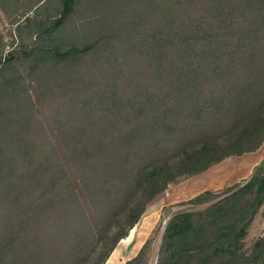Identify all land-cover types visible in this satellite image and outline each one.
<instances>
[{
	"label": "rangeland",
	"instance_id": "1",
	"mask_svg": "<svg viewBox=\"0 0 264 264\" xmlns=\"http://www.w3.org/2000/svg\"><path fill=\"white\" fill-rule=\"evenodd\" d=\"M259 7L258 0H78L73 12L55 26L62 18L63 0H0V159L17 160L14 140L26 143L15 150L19 154H35L37 160V154L45 153L44 169L36 172L30 188L23 191L24 200H28L26 212L19 211L14 200L18 197L16 183L26 175L25 167L29 170L28 162H8L6 169L11 174L6 180L0 174V264H39L36 255L41 250L47 255L54 250L56 259L51 263L50 257L42 258L40 264H100L116 236L122 234L116 224L110 228L111 215L106 223L99 218L106 211L101 199L105 197L104 184L98 187V198L78 180L84 172L78 150L86 132L115 142L132 136L139 146L128 165L132 176L142 163L147 166L157 158H168L173 165L177 162L182 134L174 129L183 120L190 118L196 128L192 130L206 134L211 132V116L224 114L227 121L224 119L218 130L230 131L225 123H241L236 129L242 130L244 116L264 104V94H260L264 92V15ZM255 22L260 24L255 38L259 53L250 63L241 51L246 47L240 40ZM222 54L235 61L233 70L216 69L217 63L210 65ZM235 68L244 71L243 79ZM189 74L197 76L193 92L185 91L180 78ZM236 80L244 84L237 88ZM253 82L257 97L249 100ZM247 99L253 106L239 108ZM196 101L200 114L186 111ZM5 123L12 130L20 129L19 135L5 131ZM254 163L258 164L255 168L249 167ZM165 164L160 162V166ZM202 174L180 177L150 201L134 230L103 264H171L174 250L167 245L166 231L175 217L186 213L195 214L198 221L202 214L210 227L194 245L190 243L184 260H176L178 264H206L204 259L211 256L216 242L205 254L196 248L211 243L217 227L229 222L227 217L217 216L216 221V216L213 219L208 214L255 175L264 176V149L228 157ZM65 177L77 188L81 222L87 226L74 224L69 217V224L64 225L67 218L47 206V215L38 213L45 224L39 228L54 231L59 239L56 242L38 227L32 233L28 230L35 222L29 201L40 193L34 190L33 181L55 178L59 182ZM93 177L102 183L105 175ZM164 180L158 181V188ZM114 191L117 196H112L111 202L123 195L120 185ZM208 191L215 198L203 204L190 203ZM140 195L143 200L148 192ZM254 197L247 194L240 203L244 206ZM98 199L103 202L98 204ZM141 203L139 200L133 206L135 211ZM56 216L64 220L57 230L50 221ZM249 218L247 214L240 224V228L248 227L237 257L221 256L208 264H245L254 254L256 243L264 239V201L252 221ZM30 233L26 251L14 237ZM180 246L182 242L176 245Z\"/></svg>",
	"mask_w": 264,
	"mask_h": 264
},
{
	"label": "trees",
	"instance_id": "2",
	"mask_svg": "<svg viewBox=\"0 0 264 264\" xmlns=\"http://www.w3.org/2000/svg\"><path fill=\"white\" fill-rule=\"evenodd\" d=\"M77 1L78 0H63V10L61 12L62 18L55 23V26L60 25L62 20L73 12V8ZM258 3L260 6V13L264 15V0H258ZM259 29L260 24L255 22L251 27H249L246 37L240 40L245 44L246 47L241 48L243 49L241 51H243L242 53L246 56L247 59H250V63L252 61L255 62V59L258 58L259 52L257 45L255 44V38H257V33L260 32ZM244 44L242 46H244ZM227 57L228 55L222 54L217 61L210 63V65L217 63L218 67L216 69L219 68L220 70H233L231 69L233 68L232 65H235V67L237 65L236 63H234L235 61H231ZM9 60L10 58L6 59V62ZM236 69L238 68H235V71L237 73L239 70ZM241 71L242 72H238V74L240 73L239 77L243 79V77H245V74L243 70ZM180 78L184 80L183 88L186 89L185 91H192L195 89V85L192 84L197 79V76L189 74L182 75L180 76ZM242 84H244L242 80H236V87H241ZM251 88V93L247 94V98H249V100L253 99L254 96L257 97L255 82H253ZM218 93L219 90H217L216 96L218 95ZM260 94L263 95L264 92H261ZM259 97L261 96L259 95ZM224 99L225 98L222 95L221 100ZM216 100L219 101L220 99ZM249 100L247 99V101H243L242 105L240 102V105H238V107H252L253 104ZM219 102L220 104H222L221 101ZM198 106L199 103L198 101H196L192 109L188 108L186 109V111H191L193 114L195 111H198V113L200 114V109L197 108ZM263 108L264 104L260 109L253 108L256 109L254 110L255 112H253V109H251V112H248V114L244 116V123L246 124L245 127L240 131H238L236 127L242 125L241 123H236L235 125L225 123V125L231 128L230 131L217 129L218 126L222 125V122L225 119L224 114H213L211 116V120L209 123L211 132L206 134H203L204 132L201 131L196 132L192 130L196 128L195 126H193L194 123L193 125L190 124V118H188L189 120L187 121L183 120L182 122H180V124H178L177 128L174 129L176 133L178 131L179 134H182V138H180L179 140V143L181 142V144L178 145L179 150L177 152L175 160V162H177L173 165L174 162H169L168 158H163L162 160L157 158L147 166H145L146 162L142 163L143 165H141L139 168L137 167L132 176L129 175L131 174V172L129 171L128 165L134 159L136 151L139 149L138 144L135 143V139L132 136L125 135L121 140L115 142L113 139L105 141L104 139L99 138L97 134H94L92 131H88V133L86 132L85 135L82 136L81 145L79 144L80 146H82V148L78 150L80 153V161L82 162L84 160V164L80 165V167H82L83 171H86V173L83 172V176H79L78 180L80 181V183H82L83 188L90 189L93 195L98 198H100V188L98 187L100 184H104L103 188L106 192L105 197L101 196V199L103 200L104 198V202H102L105 204H103L100 199L95 201L98 202V204L102 203V205H106V211L100 214L99 218L100 220H102V222H104L105 219L109 217V215H111V220H108L111 221L110 228H113V224H116L117 227L122 228L120 230L122 234L116 236L113 246L108 250L103 262H101L100 264L106 262L110 257L112 250L116 248L121 240L125 239L128 236L129 231L138 223L148 203L152 201L156 196L162 194L167 189L170 183L176 182L180 177H192L202 174L212 166L222 162L228 157L242 156L246 153H253L258 151L264 143V111L262 112ZM221 110L222 107H219L218 113H220ZM0 118H2L3 120V117ZM5 119H8V117H6ZM195 120H197V117H195ZM225 121L227 120L225 119ZM5 122L7 121L5 120ZM5 124V131H9L11 134L19 135L20 129L12 130L10 126L7 127V123ZM190 127H192L191 132H188V130H190ZM262 129L263 131H261ZM1 131L3 132L2 129ZM224 142H226V145H224ZM17 143L18 142H15L14 140L13 146L15 148H13V153H15V155H18H14L17 160H14L13 157L11 158V160L0 159V174L6 180L9 177L8 175L11 174L8 167L6 169V164L8 162L11 164L17 162L18 165L23 164V162L26 161L28 162L29 170L25 167L24 173L26 175L23 176L22 180L19 179L16 183L18 184V197L16 200H14V203L17 204L18 210L23 211L25 209L26 212L28 200L27 198L24 200L25 197L23 195L26 196V194H24L23 191H26L27 188H30L31 181L34 179V175L36 174V172L40 169H44L45 165L43 166V160L45 158V153L42 152L41 154H37V161L35 160V154L29 157L25 154V152H23L22 154L17 153L16 149L20 148L21 145ZM24 147H26V143L21 145V148ZM163 160L166 162V164L160 166V162H163ZM11 170L13 171V169ZM47 170L50 171L49 167ZM100 173L105 175L102 183H98L96 180L94 181L93 177V175ZM89 174L92 179H90ZM164 175L166 177H164ZM163 178H165V182L162 187L158 188V181ZM69 181L70 179H67V177H65V179L63 178L59 182L55 181V178H51V180L49 179L47 181L39 178L36 181H33L32 185L35 187L34 190L37 192L40 191V193H38L37 195H33L31 197V200L29 201V211L35 218V222H33L32 226L29 227L30 229H28L31 231V233L32 231L34 232L35 228L38 227V231L45 233L49 239H55L56 242L59 241V239L55 237L54 231H49V229H47L46 232H43L39 228L40 225L45 224H43V220L39 218L38 213L43 212V215H47V206L53 209H57L55 212L59 211L61 215H64L65 218H67V221L64 223V225L69 224L68 217L69 221L70 219L75 221L74 224L78 225V222L79 224H84V222H81L82 219L80 217L81 212L80 204L77 201V188L73 187L74 183L72 184L71 181ZM4 183L7 182L4 181ZM119 185L120 189L122 190L121 194L123 193V195L117 197L115 201L111 202L110 198H112V196H117L115 195L114 190L115 187L117 188ZM41 191L44 192H42L41 194ZM142 191L143 194L148 192V196L144 197L143 200H141L140 195ZM247 194H254L255 197L252 201L249 200L243 206L240 203L241 198ZM210 198H215V195L212 194V192L208 191L196 197L190 203L195 205L203 204L210 201ZM139 200L142 201L141 208L138 211H135V208H133V206ZM263 201L264 176L255 175L246 185L237 188V190L232 195H230L226 199L221 200L216 206V211L208 214V216L213 217V219L216 216V221L217 216L227 217V219H225L227 220V222H229L217 227V234L214 236V238H212L211 243L205 242L201 245V247L196 248L202 249L203 254H205L206 249L211 248L213 246V242H216L217 245L212 250L211 256H207L204 259L206 264L212 262L214 258H219L221 256H227L230 259H234L237 257V251H239L241 247L239 246L240 241L247 236L248 227L246 225L243 228H240V224L245 220V216L247 214L250 216V221H252L257 211L262 206ZM198 218L199 221L197 219V216L193 213L182 214L175 217L168 226L165 240L167 241V245L169 247H172L174 250V255L170 257V261L173 260L172 262H170L171 264H178L179 261H177L176 259L179 260V258L184 260V255L188 251L190 243H192L191 245H194L197 242L196 239H199L200 236L203 235V233L210 227V224L206 222L207 218H204L202 214H200ZM50 221L54 222V229L57 230L59 229V227H62L61 221L64 220L56 216L51 217ZM104 223H106V221ZM84 225L87 226V224ZM84 229L87 230V227ZM88 230L91 231L89 226ZM31 233L30 236L23 235L21 237V235L19 234V237H14V239L18 238L20 240V244L26 249V251H28L26 239H31ZM102 233H104V231ZM178 241L182 242V247H176V245L180 243ZM52 252L53 253L47 255L43 250H41L40 253L36 255V259H38L39 264L42 258L48 257L51 258L48 259L52 263V259H56L54 250ZM13 257L15 259V256ZM53 263H55V260H53ZM245 264H264V239L259 240L256 243L254 254L250 258L246 259Z\"/></svg>",
	"mask_w": 264,
	"mask_h": 264
},
{
	"label": "crops",
	"instance_id": "3",
	"mask_svg": "<svg viewBox=\"0 0 264 264\" xmlns=\"http://www.w3.org/2000/svg\"><path fill=\"white\" fill-rule=\"evenodd\" d=\"M262 148L264 149V143H263V145L261 146V148L259 149V151H260ZM257 165H258L257 163H254L253 165H250V164H249V167H254V168H255ZM211 170H212V169H210V171H211ZM207 173H208V172H207ZM240 174H241V172L238 171V172H237V176L240 177ZM202 175H204V174H201V175H199V176H202ZM203 177H204V176H203ZM203 179H204V178H203ZM225 182H226V179L223 181V183H225ZM203 187H204V186H203ZM207 190H209V188H208ZM202 191L204 192V191H206V189H203ZM133 232H134V231H133ZM123 243H125V242H123Z\"/></svg>",
	"mask_w": 264,
	"mask_h": 264
},
{
	"label": "water",
	"instance_id": "4",
	"mask_svg": "<svg viewBox=\"0 0 264 264\" xmlns=\"http://www.w3.org/2000/svg\"><path fill=\"white\" fill-rule=\"evenodd\" d=\"M132 230H134V229H132ZM131 233H132V231H131ZM131 233H130V235H131ZM129 238V237H128ZM124 240V239H123ZM122 242V241H121Z\"/></svg>",
	"mask_w": 264,
	"mask_h": 264
}]
</instances>
